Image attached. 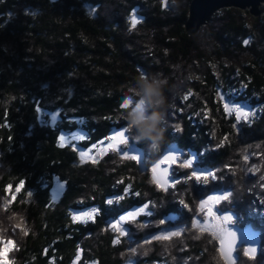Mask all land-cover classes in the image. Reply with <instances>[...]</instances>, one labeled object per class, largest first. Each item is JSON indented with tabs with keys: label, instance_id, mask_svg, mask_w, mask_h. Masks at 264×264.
<instances>
[{
	"label": "trees",
	"instance_id": "obj_1",
	"mask_svg": "<svg viewBox=\"0 0 264 264\" xmlns=\"http://www.w3.org/2000/svg\"><path fill=\"white\" fill-rule=\"evenodd\" d=\"M191 1L0 0V238L8 264H124L130 256L126 243L116 245L106 227L116 207L105 198L116 180H133L144 196L158 197L162 212H177L181 204L173 192H154L132 161L110 155L98 164L77 165L73 151L57 145L42 111L47 115L61 107L88 116L84 128L100 136L114 120L118 126L128 122L123 100L144 96L141 76L149 83L166 80L164 105L145 97L152 112L164 114L163 142L177 132L182 144L198 151L208 144L204 163L214 166L216 190L245 183L240 165L249 169L259 163L264 170V14L227 7L190 35L185 23ZM186 74L199 75L204 83L182 84ZM241 85L245 89L235 101L259 112L235 130L219 91L229 94ZM206 104L212 126L202 119ZM137 134L142 144L152 141ZM53 175L67 183L58 202L50 191ZM248 192L241 209L245 222L261 230L264 244V213L255 219L253 213L262 204ZM260 196L264 201V192ZM90 198L108 214L76 223L71 210L86 208ZM154 245L140 246L138 262L167 254L166 264H175L180 259L174 262L171 254L200 257L204 251L200 245L180 251L177 245L169 253ZM243 256L238 264H264V249L257 259Z\"/></svg>",
	"mask_w": 264,
	"mask_h": 264
},
{
	"label": "flooded vegetation",
	"instance_id": "obj_2",
	"mask_svg": "<svg viewBox=\"0 0 264 264\" xmlns=\"http://www.w3.org/2000/svg\"><path fill=\"white\" fill-rule=\"evenodd\" d=\"M129 99L133 100L132 107L125 105V103L129 101ZM141 100L144 101L143 107L145 111L151 110L149 108V104L147 105L148 102L144 96L137 100L131 97L125 98V100H123L122 109L126 112L125 118L128 120V122H124L122 125L118 126L119 120H114L113 125L110 127V129L105 134L100 136H97L98 130L96 131L94 128V130H88L84 128L88 116L69 114L66 111L62 110L61 107H57L53 111L48 112V116L43 111L40 113L41 120L43 121L46 119L47 122H49V126L51 127V129L56 131L57 145L65 149L72 150L76 155L75 163L77 165H85L91 162L101 163L110 155H114L116 158H119L122 161H132V163H134L135 166L138 167V170L140 172L139 174L146 178L148 184H152L153 186H155L153 187L154 192H173L172 195H178V198L183 201V204H179V211L176 212L170 210L169 212H162L161 209L157 208L158 203L160 202L158 197L152 195L144 196L141 189L135 186L133 180H116V184L112 189V194H109L105 198L107 205L114 206L112 208L116 207L115 209H113L115 215L108 216L106 227L113 233L114 243L116 245H120L121 243L125 242L126 249L128 251L134 250L133 252H136L135 254L131 253L128 258L129 261L127 260L132 264H144L143 262H138V259L135 258V255L138 253L137 251L139 250L140 246L157 247L154 244L158 243V245H161L162 247V244L167 242V240H171V238L173 239L176 234L167 235L164 233L166 229H178L179 227V229L183 230L179 234H182L184 233L183 223L189 226V220L192 217H195L196 221H199L198 214L195 213L197 208L199 207L198 203H200L201 200H205L211 197L212 201L214 202L215 193L218 191L214 188V182L211 179L212 177L208 176L209 172H214V166L210 163H204L205 154L208 153V144L206 147H203L201 151H198L190 145L182 144L179 140V136H176L177 132L170 137L167 143L162 142L161 144H155L153 141H151L150 143L142 144L141 138L138 136L135 127H133L130 122L132 112L135 111L137 106H139ZM55 113H57L56 121H50L49 114L54 115ZM122 128H124L125 130H122ZM120 133H123V137L120 135ZM61 136H63L65 139L67 138V142H62L60 139ZM109 137H111V142L108 143H113L114 148L111 149L110 146V150L109 152H107L105 145L108 144L106 143V141ZM125 140L127 142L119 143ZM114 142L116 143L114 144ZM116 145L119 146V148H116ZM172 145L175 146V151L177 152V154L176 161L172 164V174L170 173V175L175 179L171 184L163 187L158 183L157 176L153 171L152 166L154 161H156L157 159H161ZM97 146L101 149L92 151V149H96ZM97 152L104 153V156L106 154L107 155L105 157H102L101 155L103 154H97ZM189 152L193 153V159L190 160V166H193V168H190V166L182 168L179 164H175L178 161L180 155L182 156L183 154H188ZM184 161L181 165L187 166L188 161ZM162 164L166 166L168 163L164 161ZM195 168H203V170H205L207 174L203 173L201 175L203 177L198 180L195 176L191 175L193 172L196 173V171L198 173V170H196ZM56 181H58L59 184L60 182L63 183V189L58 190L57 186L55 187V183H57ZM66 188V180H61L58 176L53 175L50 189L53 195V199L57 201L59 197L63 195L62 193L66 191ZM87 200L89 201H86L85 203L86 208L71 210V217L72 219L73 217H76V219H73V221H75L76 223H93L97 221L98 217L106 216V214H108L107 212L102 210L101 205L98 203V201L96 202L93 198ZM109 201H111V203H109ZM222 201H219V203L217 204V208L215 209L213 205H211L213 208L212 211L217 212L220 216L225 215L226 212L233 213L234 216L238 217L234 224H237L241 227H244V225L246 226L248 223H251V221H244V224L241 225L238 216L241 213H236L235 210L229 209V207L227 206H224L223 208L218 207L220 206V203ZM73 213H78V215H74ZM129 214L132 215L129 216ZM260 216V214L257 215V217ZM124 217L126 219L125 221H122L121 218ZM257 217H254V219ZM161 221H164V223L161 224ZM204 221H206L205 218L199 224L201 226L203 224L205 225ZM115 223H118L119 227H116V229L114 230L112 225H114ZM227 225H224L222 227L221 233H223V230ZM254 227L256 228V226ZM118 228L124 230L122 231L123 233L120 232ZM190 231H192V229ZM190 231H187L188 234L191 233ZM187 232H185L183 236L186 235ZM240 249H242V247ZM162 251L163 250H161V252ZM158 255L159 254H156L154 256L148 255L147 258L144 259L145 264H166V256H163L162 254H160V256Z\"/></svg>",
	"mask_w": 264,
	"mask_h": 264
},
{
	"label": "rangeland",
	"instance_id": "obj_3",
	"mask_svg": "<svg viewBox=\"0 0 264 264\" xmlns=\"http://www.w3.org/2000/svg\"><path fill=\"white\" fill-rule=\"evenodd\" d=\"M85 7L88 8V5L86 4ZM260 7L264 8V5L261 4ZM225 8H227V7H222L218 11H220L222 9H225ZM262 8H260L261 12L258 15H261L262 13L264 14V11H263L264 9L262 10ZM90 9H92V8H90ZM218 11H216V12H218ZM258 15H254V16H258ZM190 65L188 67H190V70H191L193 68ZM204 69H206V68H203L201 70H204ZM208 69H210L212 71L217 70L215 67L211 68V66H210V68L208 67ZM198 70H199V68H198ZM191 75H194V74L187 75L186 76V80L183 81L182 84L188 83L189 79H193V81H196V82L198 81V82L201 83V85H202V83H204L203 77H201L199 75L198 76L197 75L191 76ZM243 88L245 89L244 85H241V88H240V86H238L237 88H233L229 92V94L224 92V91H222V90L219 91V99L222 101V106L224 108V111L226 112V115L228 117H234L235 130L239 129L238 126L240 125V123H250L251 121H253L252 119L259 112L258 111L259 109H258L257 106H255V107L252 106L250 108V111L244 113L243 116L240 119L236 118V114L238 112V111H236V108L239 107L241 109L246 104L245 102L235 101V96L238 97V94H239L240 90H242ZM197 94L200 95L199 92ZM229 95H231V96H229ZM132 101H133L132 99H129V101L126 102L125 105L132 107ZM148 104L149 103H147V105ZM147 105H145V106H147ZM206 105H207V107L204 106V109L202 111V113H203L202 114V117H203L202 119H204L205 121L210 119L209 120L210 126H212L213 118L212 119L210 118L211 117L210 116L211 108H210V106L208 104H206ZM225 105H228L227 109L225 108ZM146 113H147V115H151L154 112H152V110H146ZM169 115L172 116V117H175V118L177 117L176 113H170ZM49 117H50V121H53V120L56 121L57 113H55L54 115H50L49 114ZM53 117H55V119H53ZM167 119H169V118L167 117ZM61 141L62 142H67V138L66 139L64 138ZM108 142H111V137H109L107 139L106 143H108ZM125 142H127V141L125 140V141H121L119 143H125ZM115 143L116 142H114V144ZM110 146H111V149L114 148L113 143L112 144L108 143V144L105 145L107 152H109ZM116 148H119V146L116 145ZM97 149H101V148H99L97 146L96 149H92V151H95ZM99 153H101V152H97V154H99ZM101 154H103V155H101L102 157H105L107 155L106 154L104 156V153H101ZM161 156H163V155H161ZM185 157H187V159H185ZM192 159H193V153L189 152L188 154H183L182 156L180 155L179 158H178V161L175 164H179L182 168H185V167H188V165L187 166L181 165V164H183V161L184 160L189 161V160H192ZM91 163L98 164V163H94V162H91ZM166 163H169V162L166 161ZM259 165H260L259 163L258 164L252 163L251 166H249L250 171L244 165H240V169L238 167V171H239L240 175H239L238 172H237V174L240 176V181L245 182V183H240L242 185L239 184V186L237 185L236 186V190H234L231 187H229V188H221L220 190H218V191H224L226 189H231V193L228 196H226L224 198H220L219 201H222L223 199L224 200L220 203V206H218V207L223 208L224 206H227V207H229V209L235 210L234 209V207H235L234 204L235 203H239L238 204L239 205V207H238L239 210L238 211L235 210V211H236V213H241L240 215L237 214L239 216V221L241 222V225L244 224V221L246 219H245V215H244V213H243V211L241 209V207H243V209L245 208V206H244L245 205V201L244 200L240 201V199L242 197L246 196L247 190L250 191V192H248L249 195L247 197H249L250 199H251V197H253V198L256 199L257 203H261L262 204V208L258 212H256V211L253 212L254 213V217H257L258 214L261 215V214L264 213V201H263V199L260 196L264 192V170H263V168L258 169ZM190 168H193V166L192 167L190 166ZM195 169L198 170V173L196 171V174L199 175V176H201L203 173L207 174V172H205V170H203V168H200V169L195 168ZM212 173L215 176V170ZM171 174H172V171H171ZM249 174H251V176H253V178L252 177L250 178ZM255 175H256V177H255ZM201 177H203V176H201ZM247 178H249V179L247 180ZM211 179L213 180V182L217 181L216 177L214 179L213 178H211ZM56 182L57 183H55L56 184L55 187L57 186L58 190L63 189V183L60 182V184H59L58 181H56ZM171 183L172 182H170L169 184H171ZM237 200H239V201H237ZM219 201H217V192L215 193V201L214 202L212 201V197L208 198V199H205V200H201V202L198 203L199 207L197 208V210L195 212L196 214H198L199 221H196V218L192 217L189 220V222H190L189 226H187L186 224L183 223L184 233L187 232V231L189 232L192 229V231H190L191 233L188 234V232H187L186 235H184V236H183L184 233L178 234V235L176 234L173 237V239L171 238V240H167V242L162 244V250H163L162 252H165V251L169 250L168 252L170 253V252H172V249H174V246L177 247V245H178V249L180 251H182V250L191 251V246L200 245V246L203 247V250H204L203 254H200V257H199L198 254L192 253V256H188V257H184L183 258V257L177 256L178 254L175 255V253H174V254H171L173 256V261L176 262V261H178V259H180L179 261L183 260V261H181L180 263H177V264H226L225 261L222 259L221 253H220V250H219V241H220V238L222 237L221 234H223V233H221V230H222V227L224 225L234 224L236 222V220L238 219V217L234 216V214L231 213V212H229V213L226 212L225 215L220 216L217 212L212 211L213 208H212L211 205H213V207L215 209V208H217V204L219 203ZM202 202L204 204L203 209H201V203ZM74 215H78V213H75ZM241 216H242V218H241ZM204 218L206 219V221H204L205 225L203 224L201 226L199 223L202 220H204ZM240 218H241L242 221L240 220ZM125 219H126L125 217L123 219L121 218L122 221H125ZM115 225H117V227H119L118 223H115ZM186 226L190 227V228H187ZM118 230L120 232L124 231L121 228H118ZM182 231L183 230L179 229V227H178V229H175V228L166 229V231L164 233L167 234V235H172L174 233H181ZM2 241H4V239L0 238V264H8V258L5 256L4 250L2 249V245H3ZM7 241H9L11 243V240H7ZM241 247H242V249H240ZM262 249H264V244H262ZM131 253L135 254L136 252L130 251L129 254H131ZM238 254H239V256H238L239 258H238V261H237L236 264H238V263H240V261H242L241 254H244V256H243L244 258L245 257L252 258V257L248 256L245 253V244L241 245L238 248ZM164 255H166V257H167V254H164ZM219 256H220V259H218ZM204 257L206 259H204L203 262H199ZM257 258H258V256L255 257V259H257ZM128 261H126V262H128Z\"/></svg>",
	"mask_w": 264,
	"mask_h": 264
},
{
	"label": "water",
	"instance_id": "obj_4",
	"mask_svg": "<svg viewBox=\"0 0 264 264\" xmlns=\"http://www.w3.org/2000/svg\"><path fill=\"white\" fill-rule=\"evenodd\" d=\"M264 5V0H192L189 5V17L185 23L186 31L190 35H195L198 30L207 24L212 16L222 7H235L242 10L248 9L251 14L258 15L261 12L260 5ZM250 104H245L236 114V118L240 119L244 113L250 111ZM147 115L145 111V116ZM122 130H125L122 128ZM175 146L172 145L161 159L154 161L155 174L158 183L166 187L170 182L174 181V177L170 175L172 171V163L176 161ZM166 156L174 157L172 160H164ZM168 161L164 166L160 161ZM231 193V189L217 191V201ZM245 244V253L248 256L256 257L262 251L261 230L256 229L252 223L241 227L237 224L225 226L222 237L219 241V250L222 259L226 264H236L238 261V248ZM124 264H132L126 262Z\"/></svg>",
	"mask_w": 264,
	"mask_h": 264
},
{
	"label": "clouds",
	"instance_id": "obj_5",
	"mask_svg": "<svg viewBox=\"0 0 264 264\" xmlns=\"http://www.w3.org/2000/svg\"><path fill=\"white\" fill-rule=\"evenodd\" d=\"M142 89L144 97L157 105H164L165 97L163 93V86L167 83L166 80H152L148 82L145 76H141L138 81ZM144 101L141 100L139 106L132 112L130 122L141 137L150 138L155 144H161L164 140L165 128L161 127L164 120L163 112H154L150 116H145V109L143 107Z\"/></svg>",
	"mask_w": 264,
	"mask_h": 264
},
{
	"label": "snow or ice",
	"instance_id": "obj_6",
	"mask_svg": "<svg viewBox=\"0 0 264 264\" xmlns=\"http://www.w3.org/2000/svg\"><path fill=\"white\" fill-rule=\"evenodd\" d=\"M245 44L247 43V41H245L244 42ZM225 108L227 109L228 108V105H225ZM236 111H240V108L239 107H237L236 108ZM239 118V117H238ZM53 119H55V117H53ZM120 135L123 137V133H120ZM60 139L61 140H63L64 139V137L63 136H61L60 137ZM126 154V153H125ZM133 158H135V157H133ZM172 159H175L174 157H171V156H166L165 158H164V160H172ZM185 159H187V157H185ZM161 163H163L164 161L162 160V161H160ZM191 165V161L189 160L188 161V166H190ZM153 171H155V166L153 167ZM192 175L193 176H195L196 177V179H201V176H199V175H197L195 172H193L192 173ZM208 176H211L213 179L215 178V176H214V174L213 173H211V172H209L208 173ZM206 178V177H205ZM23 182H21V184H22ZM17 190H19V189H17ZM109 203H111V201H109ZM181 203L183 204V201H181ZM203 207H204V204H203V202L201 203V209H203ZM95 211V210H94ZM132 214H129V216H131ZM73 219H76V217H73ZM123 219V218H122ZM161 224H163L164 223V221H161L160 222ZM112 227H113V229L115 230L116 229V227H117V225H112ZM174 234H179V233H174ZM134 251V250H133Z\"/></svg>",
	"mask_w": 264,
	"mask_h": 264
},
{
	"label": "bare ground",
	"instance_id": "obj_7",
	"mask_svg": "<svg viewBox=\"0 0 264 264\" xmlns=\"http://www.w3.org/2000/svg\"><path fill=\"white\" fill-rule=\"evenodd\" d=\"M252 257V256H251Z\"/></svg>",
	"mask_w": 264,
	"mask_h": 264
}]
</instances>
